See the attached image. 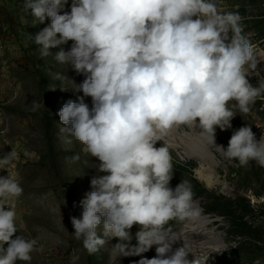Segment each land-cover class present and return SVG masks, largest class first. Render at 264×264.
Returning a JSON list of instances; mask_svg holds the SVG:
<instances>
[{"label":"clouds","instance_id":"obj_1","mask_svg":"<svg viewBox=\"0 0 264 264\" xmlns=\"http://www.w3.org/2000/svg\"><path fill=\"white\" fill-rule=\"evenodd\" d=\"M67 3L24 0V10L33 24L50 20L34 37L41 58L53 56L85 76L79 86L70 81L83 96L58 112L64 142L75 139L99 161L92 190L80 201L81 217L70 218L73 236L89 254L116 238L113 247L122 257L155 246L156 256L138 264H189L184 246L173 251L166 225L200 210L187 182L170 187L171 155L155 145L185 125L199 127L216 146V129L232 127V107L247 114L264 97V82L253 86L248 79L247 68L255 65L241 17L221 12L217 0H72L70 12L61 14ZM69 41L70 50L50 51ZM52 75L68 80L59 72ZM84 97H91V108ZM216 147L241 167L255 161L264 168V136L257 140L249 125L232 133L227 148ZM15 156L4 155L0 165ZM22 193L16 177L0 176V264L29 262L37 249L35 238H12L18 228L10 201ZM134 225L140 229L135 237Z\"/></svg>","mask_w":264,"mask_h":264},{"label":"rangeland","instance_id":"obj_2","mask_svg":"<svg viewBox=\"0 0 264 264\" xmlns=\"http://www.w3.org/2000/svg\"><path fill=\"white\" fill-rule=\"evenodd\" d=\"M71 3L68 0L61 14L70 12ZM217 4L221 12L239 10V4H232L231 0H217ZM261 11L256 8V15L248 14L246 20L252 23ZM240 17L242 35L251 47L255 65L247 68L248 79L253 86H259L264 82V39L252 32L253 23L247 26ZM33 23L30 12L24 10V0H0V159L10 152L16 154L8 165H0V176L13 175L23 189L22 195L10 201L18 228L12 238L22 235L38 241L31 261L16 264H138L142 258L150 259L155 246L140 256L122 257L113 247L118 240L112 238L100 251L89 254L82 241L73 236L70 218L81 217L80 201L92 190L90 181L98 174L99 161L75 139L71 144L64 142L58 112L68 100L77 101L83 96L70 81L79 86L85 76L77 74L70 65L60 64L53 56L41 58V46L35 44L34 37L50 20ZM72 43L50 51L55 55L60 47L70 50ZM55 72L68 80H55L52 75ZM52 86L55 90L50 89ZM84 101L91 108V97H84ZM250 109L244 114L232 107L236 114L231 120L232 127L224 131L216 129V146H228L232 133L243 126H251L257 140L264 136V97L258 98ZM46 116L50 119L49 136H46ZM197 139L192 126L181 125L155 145L157 148L164 145L171 155L170 187L175 189L182 181L191 187L193 206L201 212L190 222L196 221L198 225L204 219L212 222L207 232L217 242L216 253L208 262L194 263L187 258L188 252L189 264H264V168L255 161L241 167L238 161L224 156V149ZM183 142L210 161L204 164ZM77 154L79 160H73ZM202 175L212 176L218 183L216 188H207L199 179ZM175 223L181 227L187 219L170 221L167 226L170 235L176 233ZM139 230L138 225L133 226L130 230L133 237ZM98 234L102 235L99 229ZM7 247L3 245L5 250Z\"/></svg>","mask_w":264,"mask_h":264},{"label":"bare ground","instance_id":"obj_3","mask_svg":"<svg viewBox=\"0 0 264 264\" xmlns=\"http://www.w3.org/2000/svg\"><path fill=\"white\" fill-rule=\"evenodd\" d=\"M195 131V135L198 137L197 140L209 145V142H204L205 137L201 135V131L199 127H192ZM201 144V143H200ZM212 144V143H211ZM185 147L189 148L191 151H194L196 156L198 155L204 164L207 161H210L208 158L200 155L198 149H193L192 145L183 142ZM204 171V170H203ZM199 179L204 182L207 188L214 189L218 185L216 181L212 178V176H200ZM231 193V192H229ZM197 209V208H196ZM201 210L199 211L200 214ZM191 218H187V223L183 226H179L176 224L173 228L176 233L170 235L169 239L170 242L175 241L172 244L173 251L179 247H185L187 252H190L189 260L193 261L194 263L203 262L206 260L207 262L211 259V257L216 253L214 250V246L217 244L215 238L212 236L211 233L207 232L208 227L212 225L208 219H204L201 221L200 225L197 224L196 221L190 222ZM189 221V222H188ZM168 225H166L167 228ZM150 259L156 256L155 247L152 248L151 254H149Z\"/></svg>","mask_w":264,"mask_h":264},{"label":"trees","instance_id":"obj_4","mask_svg":"<svg viewBox=\"0 0 264 264\" xmlns=\"http://www.w3.org/2000/svg\"><path fill=\"white\" fill-rule=\"evenodd\" d=\"M232 4H239L237 13L243 17V22L246 23V25H250L253 23L254 25V31H252L257 38L264 39V0H231ZM261 8L260 15L255 16V20L249 22L247 17L248 14L256 15L255 9ZM242 23V22H241ZM48 116V114H47ZM45 117V129H46V136H49V128H50V119L48 117ZM224 148H227V146L223 145ZM244 225V223H243ZM246 225V224H245Z\"/></svg>","mask_w":264,"mask_h":264}]
</instances>
